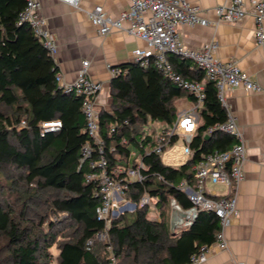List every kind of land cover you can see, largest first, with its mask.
<instances>
[{
	"label": "trees",
	"instance_id": "16d2710c",
	"mask_svg": "<svg viewBox=\"0 0 264 264\" xmlns=\"http://www.w3.org/2000/svg\"><path fill=\"white\" fill-rule=\"evenodd\" d=\"M25 5L26 0H0V264L187 263L202 246L215 242L220 220L203 210L191 226L172 231L170 200L189 208L192 203L177 184L193 180L194 167L206 154L235 143L223 132L205 135L209 126L227 119L216 83L191 60L169 55L177 72L206 85L192 155L179 167L151 152L156 143L151 136L142 140L144 126L150 120L172 125L178 101L196 98L153 61L114 67L120 72L110 81L112 105L99 109L93 138L82 109L84 96L59 87L54 57L28 23H18ZM53 120H61L62 127L45 132L43 123ZM86 144L92 154L82 160ZM132 146L139 149L147 176L128 182L124 197L138 204L145 193L157 197L160 220L149 216L148 206L138 205L132 216L125 212L112 219L108 239L88 249V240L107 228L97 217L99 181L88 175L102 172L98 164L104 157L108 173L124 178L133 162Z\"/></svg>",
	"mask_w": 264,
	"mask_h": 264
},
{
	"label": "built area",
	"instance_id": "2783aa9c",
	"mask_svg": "<svg viewBox=\"0 0 264 264\" xmlns=\"http://www.w3.org/2000/svg\"><path fill=\"white\" fill-rule=\"evenodd\" d=\"M60 1L75 7H78L80 3V0ZM215 11L217 19L210 20L204 15V10L201 7L192 5L188 0H132L130 7L117 18L109 15L101 5L88 11L90 21L97 27L101 35H107L118 29L125 30L145 41L148 48H138L133 51L134 62L140 63L141 66H147L153 61L160 71L196 98L191 107L178 112L177 120L172 125L162 126L151 120L148 122L149 128L144 130L142 140L146 136L154 138L156 144L151 152L162 155L164 150L172 145L175 138L182 137L185 141L184 152L190 158L192 155L190 145L200 121L199 110L206 97L205 83L188 79L177 72L169 60V55L174 54L181 59L195 62L197 67L204 71L206 78L216 83L218 98L227 110V119L209 126L205 135L211 136L215 132H223L232 136L235 143L227 150H215L206 154L195 165L193 180L183 179L177 184L178 189L182 190L191 201L192 205L189 208L181 206L175 198L170 200L169 220L172 231L191 226L200 211L203 210L214 212L220 220L221 228L215 242L202 246L184 264H202L207 259L212 245H217L222 249L228 248L226 230L231 224L232 218L239 214V193L241 183L245 178L244 164L247 152L238 121L229 111L226 91L237 88H242L245 91H262L261 85L243 71L236 61H223L216 56L215 51L218 48V43L215 40L203 49L189 48L184 45L179 26H216L219 23H236L247 16H252L256 22V40L258 44L264 45V0H228V4L215 7ZM125 21L129 22L128 27H124ZM18 23H28L32 27L35 35L43 42L57 63L59 43L49 26L48 19L42 13V0H26V5L19 14ZM89 65V60H85L79 76L71 83L59 70L56 82L66 92L84 96L82 109L87 118V130L89 135L95 138L99 128L97 97L103 90L104 83L90 77ZM108 67L113 76L120 72L119 69L112 68L111 65ZM22 124H25V120L22 121ZM61 127V120L43 123L45 132L56 131ZM100 143L102 152L103 143ZM149 153L148 150L147 154ZM91 154L92 146L86 144L82 150V160ZM132 158L133 163L126 169V175L122 179H115L108 173L104 157L98 164L103 169L102 172L88 175L89 180L97 179L99 181L97 193L101 197V204L97 207V217L104 220L107 225L104 231L88 240V249L94 245L96 240L105 241L108 239V228L112 219L125 213L126 207L129 209L128 211H135L138 205L153 207L155 211L153 213L159 214L158 198L149 193L142 196L139 204L124 197V189L128 187V182H141L147 176L144 172L145 165L142 155L132 149L131 161ZM209 183L225 185L229 189L228 194L218 198L208 196L206 190ZM158 216L160 220V215Z\"/></svg>",
	"mask_w": 264,
	"mask_h": 264
},
{
	"label": "crops",
	"instance_id": "0c3cea01",
	"mask_svg": "<svg viewBox=\"0 0 264 264\" xmlns=\"http://www.w3.org/2000/svg\"><path fill=\"white\" fill-rule=\"evenodd\" d=\"M204 10L210 20H216L215 7L228 0H188ZM132 0H80L75 7L60 0H42V13L59 43L57 63L68 82L79 76L83 62L89 60V75L104 83L97 97L98 108L110 109L111 69L122 63L134 62L133 51L148 48V44L125 30L115 29L101 35L90 21L88 11L97 5L114 18L128 9ZM124 27L129 26L125 21ZM256 22L247 16L236 23L218 25H180L181 39L189 48L203 49L212 41L218 43L216 56L223 61H236L262 87V91L242 88L226 91L229 111L236 117L246 143L245 178L240 186L238 208L226 230L228 248L212 245L202 264H264V45L255 37ZM197 66L192 61V67ZM205 83V81H202ZM193 102L188 96L178 101V112ZM235 140V139H234ZM189 159V158H188ZM223 184L207 185V195L218 198L228 194ZM159 220L158 213H152ZM171 227V225H170Z\"/></svg>",
	"mask_w": 264,
	"mask_h": 264
},
{
	"label": "rangeland",
	"instance_id": "374dc122",
	"mask_svg": "<svg viewBox=\"0 0 264 264\" xmlns=\"http://www.w3.org/2000/svg\"><path fill=\"white\" fill-rule=\"evenodd\" d=\"M149 126H144V130H148ZM185 147V141L182 137L178 138L172 145L167 147L164 152L162 153V160L166 165H171L175 167H179L182 164H184L188 160V156L184 152ZM132 149H135L138 153L140 152L138 148H135L134 146L131 147ZM133 161V158H132ZM133 163V162H132ZM149 216L153 219L154 216L152 215L154 211L153 207L150 208ZM133 211H126L127 215L130 217L132 216ZM155 214V213H154ZM58 218L57 216L54 217ZM54 253H57V249H53ZM53 264H57L56 260H54Z\"/></svg>",
	"mask_w": 264,
	"mask_h": 264
},
{
	"label": "water",
	"instance_id": "95a60500",
	"mask_svg": "<svg viewBox=\"0 0 264 264\" xmlns=\"http://www.w3.org/2000/svg\"><path fill=\"white\" fill-rule=\"evenodd\" d=\"M132 205L137 207L136 204H134V203H132ZM125 210L128 211L129 209L126 207Z\"/></svg>",
	"mask_w": 264,
	"mask_h": 264
}]
</instances>
